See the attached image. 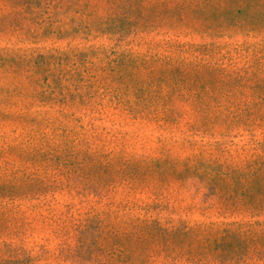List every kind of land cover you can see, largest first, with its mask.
<instances>
[{
    "label": "rangeland",
    "instance_id": "rangeland-1",
    "mask_svg": "<svg viewBox=\"0 0 264 264\" xmlns=\"http://www.w3.org/2000/svg\"><path fill=\"white\" fill-rule=\"evenodd\" d=\"M0 264H264V0H0Z\"/></svg>",
    "mask_w": 264,
    "mask_h": 264
},
{
    "label": "trees",
    "instance_id": "trees-1",
    "mask_svg": "<svg viewBox=\"0 0 264 264\" xmlns=\"http://www.w3.org/2000/svg\"><path fill=\"white\" fill-rule=\"evenodd\" d=\"M23 10H25V9H20V10H18L17 13H16V14H18V15L20 16V18H22L23 15L25 14V13H22ZM29 11H30V10H29ZM25 12H28V9L25 10Z\"/></svg>",
    "mask_w": 264,
    "mask_h": 264
}]
</instances>
